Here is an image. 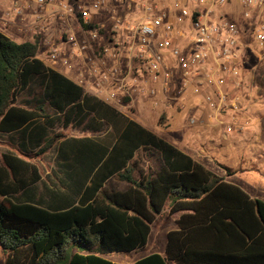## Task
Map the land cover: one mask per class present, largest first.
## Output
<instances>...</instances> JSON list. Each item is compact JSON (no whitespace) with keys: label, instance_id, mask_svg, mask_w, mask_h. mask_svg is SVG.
<instances>
[{"label":"trees","instance_id":"16d2710c","mask_svg":"<svg viewBox=\"0 0 264 264\" xmlns=\"http://www.w3.org/2000/svg\"><path fill=\"white\" fill-rule=\"evenodd\" d=\"M39 40L17 42L0 31V131H17L42 117L49 126L94 131L111 124L117 140L84 190L88 201L66 209L12 200L11 193L40 176L27 158L0 155L3 264H118L107 255L146 246L152 223L166 208L177 214V228L168 231L164 252L125 264H264L263 198L85 93L38 56ZM37 80L42 101L23 105L20 96ZM63 135L46 136L39 152ZM146 157L154 164L144 168Z\"/></svg>","mask_w":264,"mask_h":264},{"label":"built area","instance_id":"2783aa9c","mask_svg":"<svg viewBox=\"0 0 264 264\" xmlns=\"http://www.w3.org/2000/svg\"><path fill=\"white\" fill-rule=\"evenodd\" d=\"M0 31L39 36L42 54L126 115L139 98L224 137L251 124L245 63L249 48L264 53V0H0Z\"/></svg>","mask_w":264,"mask_h":264},{"label":"rangeland","instance_id":"374dc122","mask_svg":"<svg viewBox=\"0 0 264 264\" xmlns=\"http://www.w3.org/2000/svg\"><path fill=\"white\" fill-rule=\"evenodd\" d=\"M249 53V60L245 63L246 86L243 88L247 109L243 111V115L251 119L252 125L250 124L244 132L231 133L224 137L217 127L190 125L186 111L157 109L153 116L157 120V131L160 134L174 141L178 147L189 150L206 166L226 179L240 184L246 191L262 193L257 196L264 199V53L253 47L249 48ZM60 68L67 76H71L67 67L60 65ZM41 95L42 87L37 83L24 93L23 98L38 99ZM143 101L148 103L147 100L138 98L135 107L124 112L140 120L137 104ZM143 113L152 115L149 109ZM198 115H201V112H198ZM61 130L58 132L76 131L72 127ZM170 132L174 133L175 139H172ZM153 164L151 158L144 159V168ZM176 216L166 208L153 222L152 233L146 246L132 252H113L107 257L118 264H125L133 263L155 251L162 252L167 232L176 226ZM3 258L4 255L0 251V264Z\"/></svg>","mask_w":264,"mask_h":264},{"label":"crops","instance_id":"0c3cea01","mask_svg":"<svg viewBox=\"0 0 264 264\" xmlns=\"http://www.w3.org/2000/svg\"><path fill=\"white\" fill-rule=\"evenodd\" d=\"M55 34L56 28L50 29L49 35L54 37ZM38 56L49 67L57 69L65 74L60 68L61 64L51 61L44 53L42 54L41 51ZM77 65H79V62H77L76 66ZM68 69L71 75L68 77L75 82L74 77L76 67ZM37 83L40 84L37 80L32 83V85ZM28 89H26L20 96V102H22L23 105H27L29 102L37 104L42 101L43 87L42 95L38 99L23 98L24 93ZM45 108L48 114H55L53 108L48 103H45ZM137 109L141 114H139L140 120L130 116L131 118L140 122L144 127L152 131L158 137L164 136L162 138L178 147L174 141H171L165 135L160 134L157 131V120L155 116H153V112H157V108L153 107L151 103L143 101V103L137 104ZM146 109H149L152 112V115H150L151 113H148L149 115L143 113ZM68 127H72L76 131L69 132L67 130H63V132H58L62 131L61 128L64 129ZM57 133H62L64 135L56 138L49 149L39 152V146L42 143V140L46 136H54ZM171 134L172 139H175L176 136H174V133ZM116 140L117 135L111 124H106L101 128V130L94 131L92 129H84L83 127L74 126L72 124L66 127L61 124L49 126L45 123L42 117H39L36 121L29 122L17 131H0V155L3 152H11L27 158L37 166L40 176L34 183L28 185L21 191L11 193L9 196L16 202H31L52 210L66 209L72 205L80 203L81 201H88L89 196L87 194H84L83 196L84 190L87 186L91 185L96 170L107 157ZM178 148L191 155L195 160L202 162L189 150L182 147ZM249 192H251L250 194L253 196L262 194H256L252 191ZM175 228H177V224L172 229ZM151 233L149 235V239ZM155 252L163 253L164 250L162 252Z\"/></svg>","mask_w":264,"mask_h":264}]
</instances>
